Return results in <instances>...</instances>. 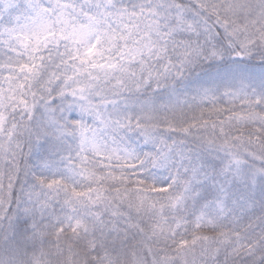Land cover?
Listing matches in <instances>:
<instances>
[{"label": "snow or ice", "instance_id": "6c2138e0", "mask_svg": "<svg viewBox=\"0 0 264 264\" xmlns=\"http://www.w3.org/2000/svg\"><path fill=\"white\" fill-rule=\"evenodd\" d=\"M0 264H264V0H0Z\"/></svg>", "mask_w": 264, "mask_h": 264}]
</instances>
